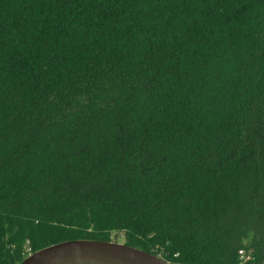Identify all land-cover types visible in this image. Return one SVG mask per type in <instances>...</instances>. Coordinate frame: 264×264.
<instances>
[{
	"label": "trees",
	"instance_id": "1",
	"mask_svg": "<svg viewBox=\"0 0 264 264\" xmlns=\"http://www.w3.org/2000/svg\"><path fill=\"white\" fill-rule=\"evenodd\" d=\"M75 239L264 264V0H0V264Z\"/></svg>",
	"mask_w": 264,
	"mask_h": 264
},
{
	"label": "water",
	"instance_id": "2",
	"mask_svg": "<svg viewBox=\"0 0 264 264\" xmlns=\"http://www.w3.org/2000/svg\"><path fill=\"white\" fill-rule=\"evenodd\" d=\"M20 264H172L117 241L67 240L28 255Z\"/></svg>",
	"mask_w": 264,
	"mask_h": 264
},
{
	"label": "built area",
	"instance_id": "3",
	"mask_svg": "<svg viewBox=\"0 0 264 264\" xmlns=\"http://www.w3.org/2000/svg\"><path fill=\"white\" fill-rule=\"evenodd\" d=\"M240 261L239 264H252V257L245 252V250L241 249L239 251Z\"/></svg>",
	"mask_w": 264,
	"mask_h": 264
},
{
	"label": "rangeland",
	"instance_id": "4",
	"mask_svg": "<svg viewBox=\"0 0 264 264\" xmlns=\"http://www.w3.org/2000/svg\"><path fill=\"white\" fill-rule=\"evenodd\" d=\"M118 237H121L120 235ZM113 240H118V238L115 236V234L112 235Z\"/></svg>",
	"mask_w": 264,
	"mask_h": 264
}]
</instances>
